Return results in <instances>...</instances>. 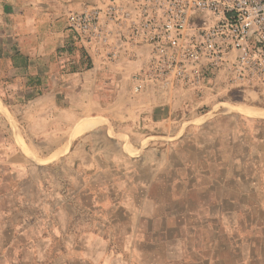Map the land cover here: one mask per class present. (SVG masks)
<instances>
[{"label": "crops", "instance_id": "crops-1", "mask_svg": "<svg viewBox=\"0 0 264 264\" xmlns=\"http://www.w3.org/2000/svg\"><path fill=\"white\" fill-rule=\"evenodd\" d=\"M88 1L92 0H0V90L10 97L22 95L23 104L28 102L40 107L33 117L42 122L53 121L51 109L57 107L64 108L67 123L76 124L86 117L98 120L78 135L83 141L81 146H69L62 152L55 149V153L64 157L62 160H77L83 173L77 185H73L70 178L69 188L52 196L53 205L39 222L54 227L51 225L55 222L51 212L54 208L55 214L64 213L63 221L69 227L75 210L91 212V222L87 218L81 219L78 232H75L80 236L81 264H183L176 256L164 257V246H175L182 258L184 213L178 209L169 210L166 199L160 200L163 210L158 212L149 191L140 193L137 190L134 196L128 197L124 177L128 174L113 176L112 172L122 171L129 162L135 163L124 148L133 126L148 129L141 138L149 141L173 139L180 132L178 126L171 129V124L183 120L188 125L197 117L181 115L186 110L179 98L162 102L145 94H129V68L126 66L111 65L104 71L95 61L90 67H81L83 59L79 53L66 49L72 40L66 16ZM252 135L244 132L239 137L240 174L233 180L240 195L238 198L230 196L229 203L234 205V210L230 207V212L227 211V234L242 236L239 249L243 253L239 260L227 258V264H249V252L252 251L255 257L251 255L250 259L254 260L250 261L264 264V132ZM249 136L253 140L250 147L247 144ZM144 152V160L140 163L143 166L149 151L145 149ZM12 155L14 161L10 160L9 164L13 168H26L29 164L24 156ZM39 159L44 157L39 155ZM38 166L42 164L38 163ZM182 180L180 177L175 182ZM39 200L51 201L45 195L39 196ZM117 208L124 211L122 222L119 220L122 216L114 212ZM106 227L126 238L123 251L133 258L121 259L114 248L109 250L103 237ZM71 231L67 232L72 234ZM211 231L214 233L215 228ZM39 234L45 235L43 231ZM202 242L201 247H197L198 253L204 249L203 244L210 246L212 240L208 238ZM18 253L15 251V260ZM204 260L195 263H226L221 258ZM0 264H9L7 254L0 252Z\"/></svg>", "mask_w": 264, "mask_h": 264}, {"label": "rangeland", "instance_id": "rangeland-1", "mask_svg": "<svg viewBox=\"0 0 264 264\" xmlns=\"http://www.w3.org/2000/svg\"><path fill=\"white\" fill-rule=\"evenodd\" d=\"M22 98V95L10 97L0 90V100L8 111H0V252L8 255L9 264H81L80 236L75 232H78L81 219L87 218L91 222L92 213L75 210L69 227L63 221L64 213L55 214L54 208L51 212L55 222H50L54 227L49 228L47 223L39 221L51 209L52 196L64 193V189L69 188L67 182L70 178L73 185H77L83 173L77 160H62L64 157L55 153V149L62 152L69 146H81L83 141L78 135L98 120L86 117L76 124L67 123L64 108L57 107L51 109L53 121L42 122L33 117L40 107L28 102L23 104ZM203 102L204 105L192 111L181 112L186 118L197 117L193 123L186 125L182 120L171 124V129L178 126L180 132L173 139L149 141L141 138L148 129L133 126L124 148L135 163L129 162L126 170L112 174H128L124 175L128 197L134 196L137 190L140 193L149 191L158 212L163 210L160 200L166 199L169 210L178 209L184 213L182 258L180 251L169 245L164 246V257L176 256L183 260V264L221 258L227 264V258L239 260L243 253L239 249L242 236L227 234V211L230 212V207L234 210L229 198L240 195L233 180L240 174L239 137L244 132L252 136L264 132V114L256 112V109L264 110V93L234 91L228 95L206 97ZM229 104L235 108L227 106ZM100 128L104 133V126ZM252 142L249 136L248 147ZM145 149L149 152L143 166L140 163L144 160ZM14 153L26 158L29 163L26 168L15 169L9 164ZM39 155L44 159L40 160ZM38 163L42 166L39 167ZM180 177L182 182L176 183ZM42 195L49 196L51 201L41 202L39 196ZM114 212L122 216L119 218L122 222L124 211L117 208ZM152 222L157 223L155 219ZM106 228L103 237L109 250L114 248L121 259L133 258L123 251L126 238L118 231ZM211 228H215L214 233ZM69 229L72 234L67 232ZM41 231L45 235L39 234ZM208 238L212 243L210 246L203 244L204 249L198 253L197 247ZM227 242L232 246L229 247ZM15 251L19 252L17 260L14 259ZM92 254L95 257V252ZM251 255L255 257L253 251L249 252V264H255L250 261L254 260L250 259Z\"/></svg>", "mask_w": 264, "mask_h": 264}, {"label": "built area", "instance_id": "built-area-1", "mask_svg": "<svg viewBox=\"0 0 264 264\" xmlns=\"http://www.w3.org/2000/svg\"><path fill=\"white\" fill-rule=\"evenodd\" d=\"M91 62L129 68V93L184 110L264 93V0H92L66 16ZM123 70V69H122Z\"/></svg>", "mask_w": 264, "mask_h": 264}, {"label": "trees", "instance_id": "trees-1", "mask_svg": "<svg viewBox=\"0 0 264 264\" xmlns=\"http://www.w3.org/2000/svg\"><path fill=\"white\" fill-rule=\"evenodd\" d=\"M70 30V29H69ZM70 32H71V45H68L67 46V51L68 52H72V51H76V50H78L77 52L79 53V56H80V58L81 59H83V61L82 62H80V65H81V67H83V65L85 66V67H90L91 66V61L89 60V58H88V56H87V54H86V52L84 51V49L81 47V45H80V43H78L77 41H76V39H75V36H74V34H73V32L70 30ZM83 63V64H82Z\"/></svg>", "mask_w": 264, "mask_h": 264}, {"label": "bare ground", "instance_id": "bare-ground-1", "mask_svg": "<svg viewBox=\"0 0 264 264\" xmlns=\"http://www.w3.org/2000/svg\"><path fill=\"white\" fill-rule=\"evenodd\" d=\"M227 106H229L230 108H235V106L234 105H232V104H229V105H227ZM264 109V108H263ZM254 111H255V109H253ZM0 111H2V112H4V113H7L8 111H7V108H6V106L4 105V103L0 100ZM256 112L257 113H261V114H264V110H259V109H256ZM6 115V114H5Z\"/></svg>", "mask_w": 264, "mask_h": 264}]
</instances>
